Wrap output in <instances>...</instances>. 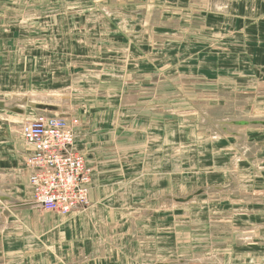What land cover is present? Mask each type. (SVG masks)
I'll list each match as a JSON object with an SVG mask.
<instances>
[{"label":"crops","instance_id":"crops-1","mask_svg":"<svg viewBox=\"0 0 264 264\" xmlns=\"http://www.w3.org/2000/svg\"><path fill=\"white\" fill-rule=\"evenodd\" d=\"M108 2L0 0V264H188L196 250L184 240L185 220L195 229L188 236L200 235L196 222L210 221V237L223 240L212 245L215 253L230 258L240 243L235 251L240 264H264V215L252 207L264 204V189H255L261 181L242 176V185L256 191L226 195L232 182L224 159L203 164L208 146L202 147L198 128L164 114L169 84L184 88L183 77H196L194 71L153 68L154 46L174 39L169 27L161 25L165 35L159 37L160 27L148 23L149 6L142 16L133 6L121 9V0ZM177 3L176 30L191 35L185 42L176 33L177 47L194 44L193 59L217 54L241 62V71L228 67L222 73L215 67L202 73L212 87L217 89V78L229 73L242 77L238 84L257 76L264 88V0ZM163 7L162 19L168 14ZM246 86L239 91L225 86L223 92L228 98L253 96L254 89ZM57 94L63 101H56ZM32 95L46 100L30 102ZM39 113L79 121L73 148L91 169L90 207L84 213L57 216L32 201L31 171L24 161L33 150L20 130ZM232 123L264 127V120ZM209 151L218 159V149ZM213 193L223 195L219 203L209 197ZM206 200L226 210L192 209ZM222 223L228 234L214 233ZM243 225L255 228L250 244L238 240L239 232L247 231ZM225 255L222 264H229Z\"/></svg>","mask_w":264,"mask_h":264},{"label":"rangeland","instance_id":"rangeland-1","mask_svg":"<svg viewBox=\"0 0 264 264\" xmlns=\"http://www.w3.org/2000/svg\"><path fill=\"white\" fill-rule=\"evenodd\" d=\"M111 1L113 0H109L107 4L113 5ZM123 2L124 0H121V9L126 11L130 10L128 9V6H133L132 8H135L134 10L137 11L138 15L142 16H145V8L146 6H149L150 9L147 13L149 14L151 11L148 15L151 18H149L150 21L148 23L152 28L160 27L157 30L159 32V37L165 35L161 30V25L163 29L165 27H169L167 28V33L170 32V35L168 36L169 38L173 37L174 39H172V41L169 40L170 45L168 46H163L162 48L160 46H154L156 49L154 50L155 55L153 68L164 70V68L168 66L170 72H173L174 74H188L193 71L196 74V77H183L184 79H181V84L184 88L169 84V95L167 97L168 107L164 110V114L170 118H178L179 121L184 119V122L194 124L198 128V132L201 134L202 142L204 143L202 147L208 146L205 154H203V156H205L203 164H211L212 161L220 162L224 159L226 162L224 163L227 167L225 168L222 165L219 168L224 167L227 178L232 182V185L229 186V183L227 187L228 192H226V195L228 197H231L232 194L234 196L240 194L243 195L247 190H254L246 188L242 185V182L246 180L242 176H251L250 178L252 181H255L254 178L260 180L261 183H257L256 185L258 186L255 189H264V127L248 126L245 128L235 126L232 123L234 121L241 120H264V88L262 84H259L257 81L258 77L256 76L252 83L249 81L247 84H238V81L242 78L240 75L232 77L229 73L227 76L222 74L224 77L222 76L216 80V84L218 86L217 89L212 87L211 84H214V82L210 81L208 76L202 73L208 72L209 70H213V72L217 71L215 67L221 69L220 71H222V73H224L225 69L227 70L228 67L230 69L236 68L241 71V62L238 63L237 61H231L225 59V57H219L217 54H212L211 59L209 55L204 58L193 59V52L196 51L194 44L177 47L175 43L177 39L176 33L183 36V41L185 42H189L190 40L188 37L191 36L183 33L180 29L176 30V22L178 19L176 16L178 6L177 0H134L132 5L128 6H126L127 2ZM162 7L165 10L163 12L168 13L163 16V19L161 15ZM228 32L233 34L236 32L239 33V31L234 32V30H228ZM210 46L206 45V47ZM213 47L214 46H212V48ZM178 52H181V54H178ZM160 53L163 54V56H161ZM220 53L225 54L224 50ZM227 54H229V52H227ZM177 64L179 65L178 68ZM210 65H212L211 67L213 68H209ZM172 77L174 79L173 82H177L178 76ZM246 85H248L250 90L254 89L253 96L249 95L248 97L246 95L234 93L232 97L228 98V96H226L223 92L225 91V86L236 87L237 89L241 87L238 89L239 91L245 90L247 87ZM256 90H258V93ZM55 96L57 97L56 101H63L62 94H57ZM31 98L32 97L29 98L30 102ZM51 101L54 100L51 99ZM28 112L33 113L31 110H28ZM73 120L76 122L74 124L75 130L79 126V121L75 118H73ZM184 126L188 125L184 124ZM233 133H237V135H234ZM209 146L219 150L217 151V154H214V156L218 159H213L211 155H209L212 154V151L211 153L209 151L211 149ZM242 168H249L251 172L248 173L246 171H240ZM240 186L244 189H241ZM219 196L221 197L223 195L220 193H213V195H209V197L217 203H219ZM196 202L197 204L195 203L192 205V209L196 210L198 213H208L210 209H212V212H224L226 210V205H222V207H220L217 204H213L210 206L207 200L205 203L203 201L201 204L199 201ZM169 205L175 204L169 202ZM227 206L230 207V203H227ZM88 207H90V203ZM88 207L81 213H84ZM232 207L233 209H237L236 205H232ZM252 207L254 210L256 209V212L260 211V214L264 215V204ZM248 208L251 209V204L248 205ZM51 214L62 217L67 216L55 213ZM169 214L171 215L172 211H170ZM189 222L191 221H184V240L189 241L190 244L194 246L196 253L190 255L189 258L186 256V259L188 258V264H222L225 254L215 253L212 245L219 243L222 244L223 240L217 238L220 242L214 241V238L210 237V221L207 220L206 222L202 221L195 223L200 229V235L197 236H188V234L195 233V229L189 226ZM172 223L175 224V220L172 221ZM243 226L247 229V231L242 232H244L247 236H245L244 233L239 232L238 240L242 242L248 241L247 243L251 241L253 242V240L256 239V237H252V231H254L255 228L251 226ZM228 231L229 227H226L224 223L213 227L214 233L228 234ZM253 234L255 233L253 232ZM235 242H238L237 239H234V243ZM262 247L264 249V246ZM240 248L241 245L239 243L237 247H234V252L230 254V258L228 255H225V261L229 260V264H240L239 260H241L242 257H240V254L235 253V251ZM215 249H217V246ZM261 256L264 258V253H262Z\"/></svg>","mask_w":264,"mask_h":264},{"label":"built area","instance_id":"built-area-1","mask_svg":"<svg viewBox=\"0 0 264 264\" xmlns=\"http://www.w3.org/2000/svg\"><path fill=\"white\" fill-rule=\"evenodd\" d=\"M75 120L39 113L20 130L33 154L24 164L31 171L32 201L43 212L68 215L88 205L91 169L74 146Z\"/></svg>","mask_w":264,"mask_h":264},{"label":"bare ground","instance_id":"bare-ground-1","mask_svg":"<svg viewBox=\"0 0 264 264\" xmlns=\"http://www.w3.org/2000/svg\"><path fill=\"white\" fill-rule=\"evenodd\" d=\"M31 97H32L34 100H36V99H44L42 96H38V95H32ZM32 98H31V99H32ZM44 100H45V99H44ZM44 100H43V101H44ZM48 103H49V102H48Z\"/></svg>","mask_w":264,"mask_h":264}]
</instances>
